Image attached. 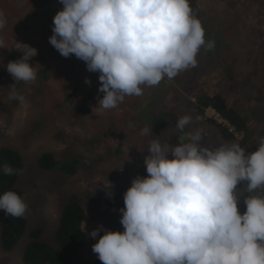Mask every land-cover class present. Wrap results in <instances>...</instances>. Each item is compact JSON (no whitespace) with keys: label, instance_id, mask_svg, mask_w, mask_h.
<instances>
[{"label":"rangeland","instance_id":"374dc122","mask_svg":"<svg viewBox=\"0 0 264 264\" xmlns=\"http://www.w3.org/2000/svg\"><path fill=\"white\" fill-rule=\"evenodd\" d=\"M190 6L205 28L206 40L215 45L211 50L202 48L197 65L182 71L188 74L187 80L193 77L199 82L179 83L176 76L165 85V77L157 86L142 85L143 95L126 96L117 108L105 110L98 106V99L104 95L99 92V73L88 71L86 63L75 55L63 57L49 42L54 16L63 9L60 0H0V12L6 19L0 29V148L14 149L23 157L17 188L28 205L25 234L9 253L3 250L2 240L6 213L0 212V264H25L23 254L35 229L42 230L44 242L55 246L54 235L69 203H77L86 212L85 232L90 240L82 254L94 263L98 255L92 246L99 237L92 238L91 232L101 225L124 231L120 223L123 207L110 203L124 200L135 177L148 175L144 161L150 142L159 139L178 145L187 141L188 136L169 132V126L159 128L155 121L160 109L174 116L173 120L190 115L185 104L195 99L185 85L198 90L211 76L214 91L231 100L244 117L249 115V140L237 143L250 154L264 142V0H190ZM17 42L38 49L29 61L37 73L33 82H16L6 70L12 54L22 56L14 49ZM86 79L91 84L85 83ZM76 87L80 90L75 94L71 91ZM70 93L72 97L65 101ZM89 95L91 111L81 115L77 107ZM132 116L145 118L130 133L123 122ZM202 126L203 143L215 147L207 127ZM145 127L152 128V133L141 135ZM117 130L119 135L114 137ZM235 137L241 141L243 135L235 133ZM121 138L124 144H120ZM47 152L59 160H77L76 173L70 176L59 168L42 170L39 159ZM244 183L238 185V191ZM245 193L241 188V214L246 211ZM251 195H264V187Z\"/></svg>","mask_w":264,"mask_h":264},{"label":"clouds","instance_id":"9594fccd","mask_svg":"<svg viewBox=\"0 0 264 264\" xmlns=\"http://www.w3.org/2000/svg\"><path fill=\"white\" fill-rule=\"evenodd\" d=\"M60 3L49 42L63 57L75 55L88 71L99 73L104 95L98 106L105 110L117 108L126 96L143 95L142 85L157 86L195 67L200 50L215 46L206 40L190 0ZM5 25L0 12V29ZM14 49L22 56L8 62L7 72L16 82L35 81L29 61L38 49L24 42ZM192 122L190 115L178 118L176 133ZM149 133L152 128L141 131ZM203 140L202 129L195 128L178 145L150 142L144 161L148 175L135 177L124 194V231L101 225L91 232L99 237L92 250L102 264H264V195L246 197L243 214L238 208L241 188L251 194L264 187V142L246 154L240 143L209 147ZM0 172L17 170L4 164ZM0 210L22 218L28 205L9 190L0 195Z\"/></svg>","mask_w":264,"mask_h":264},{"label":"trees","instance_id":"16d2710c","mask_svg":"<svg viewBox=\"0 0 264 264\" xmlns=\"http://www.w3.org/2000/svg\"><path fill=\"white\" fill-rule=\"evenodd\" d=\"M49 21V23H52L51 18ZM51 33L53 34V32ZM20 57L21 56L18 57V55L12 54L10 61L16 60ZM230 66L233 67V65ZM65 68L68 69V67ZM79 69H82V67ZM45 75L46 74L44 72L43 76ZM187 75L188 74L186 72H180L177 75V82H188L194 84L199 82L197 78L193 77L191 80H187ZM210 78L211 76H209L207 80L203 81L198 90L191 89L189 86L185 85L187 92L195 100L185 97V99H189L187 104H185V108L190 111V116L192 117L193 122L189 125L191 128H186L184 130L182 137L188 136L193 129L199 127L202 128V125H204L207 127L208 138L215 143V147L223 144L248 141L250 134V127L247 125V122H249L250 119L249 115L244 117L236 110L235 105L232 104L231 100L228 101L225 96L219 92H215V84L209 83ZM168 80L169 79L167 78L165 85ZM79 90L80 89L76 87L71 92L76 94ZM210 91L214 93L213 96L210 95ZM176 94L179 97L181 96L178 88ZM90 95L88 97H84V101L80 102L78 105L77 111L79 114L88 115L90 113ZM70 97H72L71 93L66 97L65 101H68ZM211 108L214 109L216 113L209 112V109ZM159 113H161V115L155 120L157 122V127H164L165 130V128L169 126V132L174 131V134L176 132L175 125L177 123V119L173 120L174 116L172 117L171 114L166 113V111L163 109H160ZM144 118L145 117L143 116H132V118H129L127 121L123 122V124L125 125V128L131 133L134 131L132 130V127H135L137 122H143ZM233 128L235 129V133H240L243 135L241 141L236 139L234 130H231ZM180 134L181 133H179V135ZM112 135L114 137H118L119 130L114 131ZM119 142L120 144H124L125 140L121 138ZM116 151L120 154L122 150L119 149ZM4 164L11 165L13 169L17 170V172L12 175H4L2 172H0V195H3L6 191L13 190L24 199L23 192L17 188V182L21 177L24 165L22 155L18 151L11 148H0V167H2ZM77 164V160H59L53 153L50 152L42 153L38 163L42 170L52 171L55 168H59L70 176L76 173ZM249 195L251 194L245 193L244 198L248 197ZM110 204L115 207H124V200H115V202ZM1 211L3 210H0V212ZM26 219L27 214L22 218H14L6 215L2 223L3 250L5 252H12L22 239L26 231ZM85 220L86 212L83 207L77 203H69L66 205L62 211L59 226L54 235L55 246L42 240L43 236L41 229L33 230L31 232V242L23 254L24 263L91 264L86 260L84 254H82L83 248L90 240L88 234L85 231H82ZM92 264H102V261H100L97 257L95 262Z\"/></svg>","mask_w":264,"mask_h":264},{"label":"built area","instance_id":"2783aa9c","mask_svg":"<svg viewBox=\"0 0 264 264\" xmlns=\"http://www.w3.org/2000/svg\"><path fill=\"white\" fill-rule=\"evenodd\" d=\"M232 131L234 130V128L233 129H231Z\"/></svg>","mask_w":264,"mask_h":264},{"label":"crops","instance_id":"0c3cea01","mask_svg":"<svg viewBox=\"0 0 264 264\" xmlns=\"http://www.w3.org/2000/svg\"><path fill=\"white\" fill-rule=\"evenodd\" d=\"M60 7H62V6H60ZM59 11V10H58Z\"/></svg>","mask_w":264,"mask_h":264},{"label":"flooded vegetation","instance_id":"af4514ba","mask_svg":"<svg viewBox=\"0 0 264 264\" xmlns=\"http://www.w3.org/2000/svg\"><path fill=\"white\" fill-rule=\"evenodd\" d=\"M51 35H52V33H51Z\"/></svg>","mask_w":264,"mask_h":264}]
</instances>
